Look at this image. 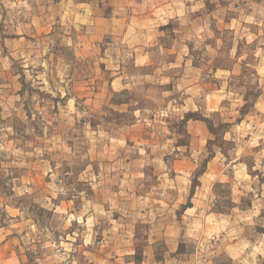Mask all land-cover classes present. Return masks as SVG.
<instances>
[{
  "label": "rangeland",
  "instance_id": "rangeland-1",
  "mask_svg": "<svg viewBox=\"0 0 264 264\" xmlns=\"http://www.w3.org/2000/svg\"><path fill=\"white\" fill-rule=\"evenodd\" d=\"M59 26L64 29L54 39L36 47L35 67L24 73L11 59L24 97L9 109L0 104V264H209L202 258L212 261L217 235L200 236L188 249L180 245L189 253L183 258L166 259L163 243L152 252L155 259L146 257L149 221L159 218L154 209L161 204L190 202L176 194L172 180L179 158L195 160L193 194L212 158L229 161L238 152L249 173L259 175L244 205L260 194L264 153L259 157L261 138L251 132L264 117L255 111L264 93L258 25L248 27L246 37L225 31L205 38L193 66H175L176 25L170 22L158 42L171 50L156 46L149 67L124 64L129 55L121 45L112 61L105 49L85 59L73 22ZM117 74L124 76L118 89ZM187 84L203 99L195 112L183 109ZM212 92L222 95L214 99L220 111L208 109L205 95ZM189 120L202 122L200 136L189 132ZM215 191V208L229 210L230 185L217 184ZM181 209L173 214L181 217Z\"/></svg>",
  "mask_w": 264,
  "mask_h": 264
},
{
  "label": "crops",
  "instance_id": "crops-1",
  "mask_svg": "<svg viewBox=\"0 0 264 264\" xmlns=\"http://www.w3.org/2000/svg\"><path fill=\"white\" fill-rule=\"evenodd\" d=\"M67 20L73 22V28L83 36V48L79 54L85 55V59L92 54L102 56L105 49V60L112 61L110 56L116 45H121L129 55L124 64L130 62L136 67L155 65L153 49L165 34L162 28L174 22L177 35L171 48L175 50L174 64L193 66V52L198 49L197 44L205 38H216L220 32L246 37L248 27L252 28L254 24L258 25L256 37L259 41L263 39L264 0H0V25L3 28L0 30V50H5L0 58V104L4 109H9L13 101L24 97L20 92V77L14 71L11 59H18L24 73L27 67H35L36 47L44 40L49 43L51 38L54 39L59 25L67 24ZM203 46L212 49L211 45ZM158 49L171 50L162 45ZM158 66L165 67L166 64L158 63ZM123 78V75H116L113 85L117 89L122 88ZM181 80L184 81L185 77ZM186 86L183 109L195 112L199 109L197 102L203 100L202 96L195 94L189 84ZM220 96V92L205 95V99L210 101L209 111L222 109L214 102ZM255 111L264 116V93L257 101ZM237 113L231 112V120ZM249 118L243 121L247 132L253 124ZM202 125L198 120L187 122L189 132L197 137L201 135L197 128H203ZM252 130L255 137L261 138V157L264 153V117ZM198 141L202 143L201 138ZM239 148L241 151L243 147ZM194 164L193 158L174 160L172 180L177 183L176 194L186 199L190 197L191 205L186 207L183 199L173 205L155 207L159 218L149 221L152 233L147 237L145 256L155 259L152 252L156 251L159 243H163L166 244V259L175 256L183 258L189 253L184 252L180 245L185 244L188 249L189 244L197 242L200 236L217 235L220 242L213 245L209 264H264V186L259 189L260 194L255 193L251 205L246 206L243 202L246 195L255 191L253 184L258 183L256 179L259 175L249 173L244 156L238 152L229 161L216 155L199 178L201 184L191 194ZM261 173L264 176V172ZM166 175L168 173L160 174L159 178ZM217 184L230 185L232 207L229 210L215 208L219 201L215 191ZM180 207L181 217H177L173 212Z\"/></svg>",
  "mask_w": 264,
  "mask_h": 264
},
{
  "label": "built area",
  "instance_id": "built-area-1",
  "mask_svg": "<svg viewBox=\"0 0 264 264\" xmlns=\"http://www.w3.org/2000/svg\"><path fill=\"white\" fill-rule=\"evenodd\" d=\"M202 260H203L204 263H210L208 257H203Z\"/></svg>",
  "mask_w": 264,
  "mask_h": 264
},
{
  "label": "trees",
  "instance_id": "trees-1",
  "mask_svg": "<svg viewBox=\"0 0 264 264\" xmlns=\"http://www.w3.org/2000/svg\"><path fill=\"white\" fill-rule=\"evenodd\" d=\"M244 114V113H243ZM192 118V117H191ZM242 119V117L239 119V120H241ZM191 205V203L189 202V203H187L186 204V207H188V206H190Z\"/></svg>",
  "mask_w": 264,
  "mask_h": 264
}]
</instances>
